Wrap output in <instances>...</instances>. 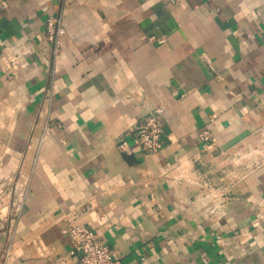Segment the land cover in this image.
<instances>
[{"label": "crops", "instance_id": "1", "mask_svg": "<svg viewBox=\"0 0 264 264\" xmlns=\"http://www.w3.org/2000/svg\"><path fill=\"white\" fill-rule=\"evenodd\" d=\"M67 223L113 264H264V0H0V264H76Z\"/></svg>", "mask_w": 264, "mask_h": 264}, {"label": "built area", "instance_id": "2", "mask_svg": "<svg viewBox=\"0 0 264 264\" xmlns=\"http://www.w3.org/2000/svg\"><path fill=\"white\" fill-rule=\"evenodd\" d=\"M65 29L61 15H50L46 19V35L53 47L56 56L63 45ZM127 136H130L146 154H156L165 145V119L157 112H149L135 125L130 127ZM204 142H212L213 136L209 131L201 133ZM118 148L122 152H128L130 146L125 137L118 141ZM215 203V200H214ZM220 204H216L210 211H214ZM22 210V201L15 205L14 212L19 215ZM62 231L70 237L72 243L71 255L77 256L76 264H113L111 249L104 244L97 232L80 224L67 223Z\"/></svg>", "mask_w": 264, "mask_h": 264}]
</instances>
